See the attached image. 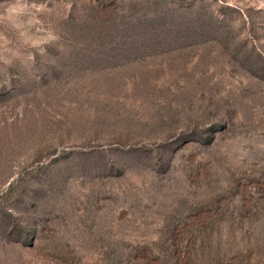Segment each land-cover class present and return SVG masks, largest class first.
<instances>
[{"label":"rangeland","instance_id":"rangeland-1","mask_svg":"<svg viewBox=\"0 0 264 264\" xmlns=\"http://www.w3.org/2000/svg\"><path fill=\"white\" fill-rule=\"evenodd\" d=\"M36 3L62 39L0 65V264H264V0Z\"/></svg>","mask_w":264,"mask_h":264},{"label":"clouds","instance_id":"clouds-1","mask_svg":"<svg viewBox=\"0 0 264 264\" xmlns=\"http://www.w3.org/2000/svg\"><path fill=\"white\" fill-rule=\"evenodd\" d=\"M40 11L36 0L0 2V65L5 71L25 57L34 62L37 56L48 55L49 48L62 39L54 27L43 24L37 15Z\"/></svg>","mask_w":264,"mask_h":264}]
</instances>
